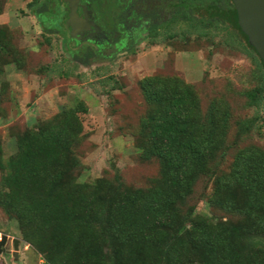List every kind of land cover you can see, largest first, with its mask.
Wrapping results in <instances>:
<instances>
[{"label":"rangeland","instance_id":"rangeland-1","mask_svg":"<svg viewBox=\"0 0 264 264\" xmlns=\"http://www.w3.org/2000/svg\"><path fill=\"white\" fill-rule=\"evenodd\" d=\"M81 1L92 9L111 45L97 49L95 41L71 39L66 26L69 10L62 0H0V13L8 10L6 16L23 19L24 30L3 26L0 34V240L8 236L0 264H45L47 256L38 245L64 258L70 254L74 264H80L81 257L88 259L93 248L103 255L116 248L103 232V220L89 229L85 222L91 217L88 209L96 204L104 219L120 218L127 194L149 191L162 178L158 157H146L142 149L144 126L152 112L142 89L148 78L189 86L204 117L214 106L220 110L214 119L224 129L223 146L189 198H177L171 205L186 228L191 227L190 218L197 217L212 224H239L242 216L226 209L225 194L213 201L215 178L231 174L239 157L264 170V67L233 24L231 0ZM261 87L263 93L254 101L249 94ZM73 109L81 131L68 147L70 167L64 183L89 186L78 193L83 207L74 214L84 219L81 230L68 222L46 230L36 221L28 231L34 240L30 243L17 215L3 205L10 192L9 160L28 131ZM197 112L195 132L205 133L207 118L198 123ZM47 171L49 178L55 177L54 168ZM34 184L21 187L18 206L30 201L37 206L44 198ZM242 195L246 197L236 186L237 199ZM13 239L19 240L16 258ZM252 241L264 250V233Z\"/></svg>","mask_w":264,"mask_h":264},{"label":"trees","instance_id":"trees-1","mask_svg":"<svg viewBox=\"0 0 264 264\" xmlns=\"http://www.w3.org/2000/svg\"><path fill=\"white\" fill-rule=\"evenodd\" d=\"M229 9L233 24L247 41L237 24L234 6L230 4ZM2 27L0 34L4 30ZM179 83L171 85L167 80L155 77L142 82V89L152 104V112L144 126L143 154L158 157L162 178L149 191L127 194L122 204L125 214L116 220L110 215L104 219L98 204L88 209L91 217L85 222L87 229L92 228L98 219L103 220L106 223L103 232L116 248L104 255L93 248L88 259L81 257L77 260L80 264H264V250L256 248L252 241L264 233V170L253 166L245 157L238 158L231 174L215 178L217 186L213 193L214 202L222 194L226 195V209L242 216L239 224H212L197 217L190 218L191 227L188 229L171 211L177 198H189L197 179L206 172L208 162L224 141L221 138L224 129L219 128V122L214 119L220 110L214 106L206 117L200 115L192 89ZM262 93L261 87L249 95L256 101ZM76 111L64 110L61 119L28 131L19 140L17 153L9 160L11 171L6 185L10 192L3 205L9 213L17 215L22 233L30 243L34 240L28 231L36 221L42 222L46 230L61 228L64 222L81 230L84 219L74 217V214L83 207L78 193L89 186L73 180L64 183L70 167L68 147L81 131L74 115ZM196 111L198 123L201 118H207L206 128L209 130L205 133L198 129L195 132ZM205 134L207 138L203 137ZM69 136H72L71 140ZM48 168L55 169L54 178H49ZM31 181H35L34 185L42 191L44 198L37 201V206L31 201L18 206L17 194ZM236 186L246 197L242 195L240 200L237 199ZM32 187L38 191L37 187ZM57 190L58 195L54 194ZM37 247L47 256L45 264H74L70 262V254L66 253L64 258L54 255L49 246Z\"/></svg>","mask_w":264,"mask_h":264},{"label":"water","instance_id":"water-1","mask_svg":"<svg viewBox=\"0 0 264 264\" xmlns=\"http://www.w3.org/2000/svg\"><path fill=\"white\" fill-rule=\"evenodd\" d=\"M68 7L66 26L70 29V38L78 39L82 32L94 28L96 25L87 19L86 6L80 0H62ZM234 5L237 24L241 32L246 36L248 44L254 49L264 67V0H231ZM81 7L82 15H78L77 9ZM8 236L1 235L0 254L7 244ZM13 256H18L19 240L13 239Z\"/></svg>","mask_w":264,"mask_h":264},{"label":"flooded vegetation","instance_id":"flooded-vegetation-1","mask_svg":"<svg viewBox=\"0 0 264 264\" xmlns=\"http://www.w3.org/2000/svg\"><path fill=\"white\" fill-rule=\"evenodd\" d=\"M80 3L82 4V1L81 0H80ZM86 9H87V12H88L87 13V19H88V21H92L96 25V28L98 29V31H96L94 28H91L88 31L82 32V34L78 36V39H80V41H82V40H88V41H91V42L95 41L96 42V48L97 49L98 48H101L102 49V47H104V45H107V44L111 45L110 39L107 37L106 34H104V31L102 30V27H100L97 24L95 18L93 17L94 13H93L92 9L89 6H86ZM77 13H78V15H82V9H81V7H79L77 9ZM68 31H69V35H70V29L69 28H68Z\"/></svg>","mask_w":264,"mask_h":264},{"label":"crops","instance_id":"crops-1","mask_svg":"<svg viewBox=\"0 0 264 264\" xmlns=\"http://www.w3.org/2000/svg\"><path fill=\"white\" fill-rule=\"evenodd\" d=\"M10 10V9H9ZM6 12H9L8 10H6L4 13H1L0 14V26H6L7 28H9V30H15V25L17 26V28H20L23 33H24V30L22 29L21 27V24L23 22V19L20 20V19H13V17L11 16V14H9V16H6ZM18 20V21H17Z\"/></svg>","mask_w":264,"mask_h":264}]
</instances>
